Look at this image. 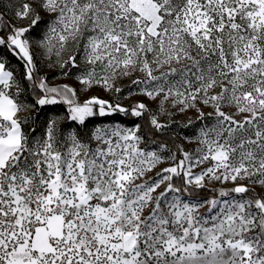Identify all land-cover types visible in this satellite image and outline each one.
<instances>
[{
    "label": "snow or ice",
    "instance_id": "obj_1",
    "mask_svg": "<svg viewBox=\"0 0 264 264\" xmlns=\"http://www.w3.org/2000/svg\"><path fill=\"white\" fill-rule=\"evenodd\" d=\"M0 48V264H264V0H10Z\"/></svg>",
    "mask_w": 264,
    "mask_h": 264
},
{
    "label": "rangeland",
    "instance_id": "obj_2",
    "mask_svg": "<svg viewBox=\"0 0 264 264\" xmlns=\"http://www.w3.org/2000/svg\"><path fill=\"white\" fill-rule=\"evenodd\" d=\"M20 23L27 24V21H22ZM54 63H55V58H53V64ZM37 65H39L40 68L43 70V72H45V74L47 75L48 80L51 83H54V84H69V85H71L73 87L79 88V84L75 80V74H73V76L71 78L68 77V76L63 75L62 72H61V69L59 67L49 66V63H48L47 58L44 57L43 55L38 54V56H37ZM69 71H71V70H69ZM126 84H128V81L127 80L118 83L117 84V87H124ZM94 94H98L99 96H101V97H103L105 99H113L117 95L115 93H108V92L104 91L103 89H101L99 87H94L93 89H91L87 93L81 92L80 99H81V101H83L87 96H91V95H94ZM140 99L145 100V102L149 104V107L150 108H153V109L156 108V105L153 102L148 101L144 97H139V96H131V97H129V95H128L127 92H124L123 95L120 96V101L124 105L132 104L136 100H140ZM192 115H193L192 113H189L188 114V116H192ZM57 119L59 120L60 126H61V124L62 125H65V122H71V121H68V120L64 121L61 118H57ZM175 119H176V121L178 123V126H181L182 127L183 125L187 124V119L185 118V115L184 114L176 113ZM114 120L115 121H118V122H120V123H122V124H124L126 126H132V124H133V123L123 122V121L118 120V119H115V118H114ZM100 122L107 123L109 121L102 120V118H94V119H92V120L89 121L88 126L89 127H92L93 124L100 123ZM194 131H195V129H193L191 127H189L186 130L187 134H189V135L192 134ZM179 142H181V141H179ZM185 146L188 149H191V148H194L195 147L194 144H186Z\"/></svg>",
    "mask_w": 264,
    "mask_h": 264
},
{
    "label": "trees",
    "instance_id": "obj_3",
    "mask_svg": "<svg viewBox=\"0 0 264 264\" xmlns=\"http://www.w3.org/2000/svg\"><path fill=\"white\" fill-rule=\"evenodd\" d=\"M9 2L10 0H0V5H3L5 8L9 6ZM25 2H29V0H11L12 4H17V5H22ZM8 17H6L7 19ZM43 27V26H41ZM7 50L0 48V53H6ZM10 61L12 66L16 69L17 73H22L23 72V68L20 65V63L13 57H11V55L9 54L7 57ZM39 68V72L38 75L40 76H47L45 74V72H43V70L40 68V66L38 65ZM49 84L52 85H57L54 83H51L48 80ZM28 99L31 102H34L33 97L29 94L28 95ZM68 113L66 110V106L63 104H58V105H49V106H45L44 108L39 110V121L38 123H44L46 122L48 119L51 118H61L62 120L66 121V117H67ZM115 119L121 120L123 122H127V123H133V122H138L140 123L141 121L138 118L135 117H125L123 115H116L114 116ZM69 126H72V122H65V125L61 124V127L64 128L65 130H68ZM179 143V141H177ZM209 193H202L201 195H208Z\"/></svg>",
    "mask_w": 264,
    "mask_h": 264
}]
</instances>
